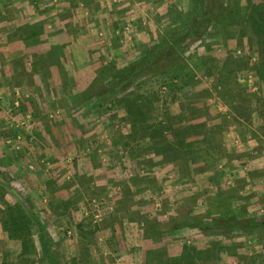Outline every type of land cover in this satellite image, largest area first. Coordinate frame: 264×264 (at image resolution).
Masks as SVG:
<instances>
[{
  "label": "rangeland",
  "instance_id": "rangeland-1",
  "mask_svg": "<svg viewBox=\"0 0 264 264\" xmlns=\"http://www.w3.org/2000/svg\"><path fill=\"white\" fill-rule=\"evenodd\" d=\"M261 4L0 0V264H48L24 209L58 264H155L161 249L224 264L216 242L177 256L167 244L187 227L217 233L202 226L211 198L236 192L240 174L264 175L263 57L249 14ZM182 37L187 72L144 70L142 53L166 55L164 41ZM129 63L143 71L125 83ZM9 211L24 233L4 228Z\"/></svg>",
  "mask_w": 264,
  "mask_h": 264
},
{
  "label": "trees",
  "instance_id": "trees-1",
  "mask_svg": "<svg viewBox=\"0 0 264 264\" xmlns=\"http://www.w3.org/2000/svg\"><path fill=\"white\" fill-rule=\"evenodd\" d=\"M253 11H256L258 14L256 18L253 17L251 18V20L253 22L252 26H253L254 34H256L258 37V41H257L258 49L259 51H261V55L263 57V59H261L262 60L261 65L263 68L259 69V72H260V76L264 78V4L253 5L249 11V14L251 15ZM214 12L215 10H213V12L208 16L209 19L211 18L213 20V18H215ZM194 15L197 17L200 15V12L195 11V13L192 16V20H194ZM192 35H194L193 23H191L190 27L187 28L185 36L188 37ZM183 37L177 40H171L170 42L164 41L165 43L163 44V48L167 49L168 51V54L166 55H161V53L156 52L155 53L156 55L152 59H150L149 57L147 59L146 53H142L141 58L139 60H142L141 62L143 63V65L148 66V68H145L144 70L150 71L151 75H158V76L168 75L171 78H178L181 73L187 72L186 69L188 67V64L185 63V59L179 53L180 51L179 44H181V42L183 41ZM134 62L138 63L139 61L136 60ZM136 67L137 66L135 63H129L126 67H124L121 70L120 76H122V79H124L125 83L132 82V78L134 74L142 73L143 70L138 72ZM120 76L118 77L120 78ZM131 106H132L131 103L127 104L128 111L134 113V107L136 106L134 107ZM8 187L9 186L5 182L0 181V191L5 192V190H7ZM238 196L239 195H237V193L232 190L223 193L219 192V195L217 197H212L211 198L212 200L218 199L216 203L213 201H210L211 203L209 202L210 207L208 211L210 214L213 213L214 216L211 219V221L208 222L204 221V223H202L203 229L210 228L219 232L228 230V232L234 233L235 230H239V228L246 230L247 232H249L248 230L250 228L256 230H257L256 227H258V229L264 228L263 222L261 224L257 222V221H261L262 218H260V220H255L256 222H252L254 221V218L250 216L244 218L243 215H246L244 214L246 208L243 205L240 207L231 206V202H233L236 198H238ZM20 206L22 207V205ZM23 211L27 212L28 219H31V221L35 223V229L39 243L41 244L40 245L41 250L44 256L46 257L48 264H58L57 260L54 259V253L51 251V246L49 241L50 239L46 235V232L44 230L45 228L44 225L40 222L38 218L32 216L30 211H27L25 209ZM217 212L219 213L216 215ZM17 216L18 213L9 211L7 215L5 214L4 219H2V224H4V228L5 227L10 228L11 234L13 236L19 234L18 230L21 233H24L25 230L27 229V224H25L24 222L18 223L19 220L17 219ZM241 219L246 221L241 223ZM153 229L156 230V228ZM146 234L148 235V233ZM149 236L153 237V235H149ZM148 253H153V251H148ZM154 253L156 255V257L154 258L155 264H194L193 263L194 261L189 260L187 256H186V260L183 262H179L178 260L179 258L176 257H171V258L167 257L165 252H163V249Z\"/></svg>",
  "mask_w": 264,
  "mask_h": 264
},
{
  "label": "crops",
  "instance_id": "crops-1",
  "mask_svg": "<svg viewBox=\"0 0 264 264\" xmlns=\"http://www.w3.org/2000/svg\"><path fill=\"white\" fill-rule=\"evenodd\" d=\"M51 43H54L53 45H55L56 42ZM64 47L67 49H65L67 52L71 50V48H75H73L69 44H65ZM65 60L64 58L61 59L62 62ZM41 76H43V74ZM38 80L41 81V79ZM239 176L240 178H243L244 181H242V184L240 186L236 187V193L239 196L233 202H231V206L240 207L243 205L246 208V211H259L256 213V215L264 216V200H262L264 199L262 197L264 196V175L255 176L248 173L246 176L244 174H240ZM220 185H223V183H221ZM249 189L250 193L254 194V196L252 197L254 199V202L252 199L250 203H247L248 201H246V191H248ZM207 207L209 208L210 205H208ZM257 220H260V217L259 219L257 218ZM262 220L257 222H259V224H261L262 222L264 223V220ZM209 221H211V219H209ZM245 221L246 220L241 219V223ZM252 222H256L255 219ZM256 228L257 230L250 228L248 230L249 232L239 228V230H235L234 233L228 232V230H224L223 232L218 231L217 233L204 232L203 234H199V231H196L194 227H187L186 229L177 232L176 238L173 239L174 241H170L167 246L171 252L170 254L172 256H177L182 249V244L184 243H186L188 246L201 249L206 248L209 242H216L218 243L219 247H222V250L224 248V250L221 252V257L224 261V264H264V228ZM150 242V240H142L141 251L152 247ZM160 242L161 243L158 246L162 245V240ZM202 263L210 264V262L208 261H202ZM219 264H223L222 261H220Z\"/></svg>",
  "mask_w": 264,
  "mask_h": 264
}]
</instances>
